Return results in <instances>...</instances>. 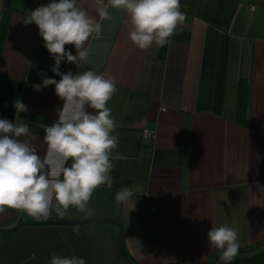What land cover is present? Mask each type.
I'll return each mask as SVG.
<instances>
[{"label": "crops", "instance_id": "crops-1", "mask_svg": "<svg viewBox=\"0 0 264 264\" xmlns=\"http://www.w3.org/2000/svg\"><path fill=\"white\" fill-rule=\"evenodd\" d=\"M50 2L0 0V119L26 120L42 156L44 130L63 101L54 85H33L41 74L60 77L38 26L24 18ZM180 10L185 19L169 42L143 50L130 41L122 10L109 8L111 20L90 10L102 31L86 42L89 64L62 61L60 71L114 80L107 106L117 124L112 155L122 159L112 161V187L93 192L90 216L71 206L39 220L0 214V264H50L52 255L85 264H225L207 239L224 225L238 232L229 264H264V0H180ZM65 50L77 54L74 45ZM16 100L28 111L17 113ZM125 188L133 196L120 203Z\"/></svg>", "mask_w": 264, "mask_h": 264}, {"label": "clouds", "instance_id": "clouds-1", "mask_svg": "<svg viewBox=\"0 0 264 264\" xmlns=\"http://www.w3.org/2000/svg\"><path fill=\"white\" fill-rule=\"evenodd\" d=\"M109 8L127 15L129 39L142 50L153 43L167 44L185 19L180 0H51L24 18L25 24L34 22L38 26L54 60L50 70L60 77L57 81L41 74L42 82L33 89L39 92L54 85L63 104L57 121L44 130L47 150L43 156L27 139L31 128L26 120L0 119V214L14 209L39 220L47 219L52 210L63 217L71 206L90 216L88 204L93 192L101 185L112 187V161L122 159L119 154L112 155L117 147V137L112 134L117 124L107 106L116 84L91 69L75 75L60 71L62 61L82 69L89 64L86 42L93 34L99 37L102 31L90 10L100 20H111ZM66 44L74 45L77 54L66 51ZM14 107L17 113L28 111L20 100L14 102ZM69 160L71 164L66 166ZM132 196L133 192L125 188L115 199L124 203ZM207 239L210 248L222 250L220 259L225 264L238 254L235 227H212ZM50 264H85V260L75 255H52Z\"/></svg>", "mask_w": 264, "mask_h": 264}, {"label": "built area", "instance_id": "built-area-1", "mask_svg": "<svg viewBox=\"0 0 264 264\" xmlns=\"http://www.w3.org/2000/svg\"><path fill=\"white\" fill-rule=\"evenodd\" d=\"M151 131L150 130H148L147 128H145V130H144V135H146V136H150L151 135Z\"/></svg>", "mask_w": 264, "mask_h": 264}, {"label": "water", "instance_id": "water-1", "mask_svg": "<svg viewBox=\"0 0 264 264\" xmlns=\"http://www.w3.org/2000/svg\"><path fill=\"white\" fill-rule=\"evenodd\" d=\"M18 224H19V222L18 223H16V226H15V228L18 226ZM188 264V263H187Z\"/></svg>", "mask_w": 264, "mask_h": 264}]
</instances>
